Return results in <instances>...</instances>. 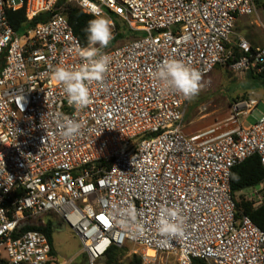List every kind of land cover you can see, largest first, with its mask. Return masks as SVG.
<instances>
[{"label":"built area","instance_id":"1","mask_svg":"<svg viewBox=\"0 0 264 264\" xmlns=\"http://www.w3.org/2000/svg\"><path fill=\"white\" fill-rule=\"evenodd\" d=\"M75 1L112 20V41L117 18L143 35L101 49L108 71L88 82L91 103L76 111L51 73L78 69L86 47L54 12L57 0H0V264H68L46 233L27 229H54L50 216L80 239L87 264H106L111 249L129 246L141 264H264V231L239 214L231 185L232 170L254 156L264 169V116L250 126L240 120L258 101L236 103L224 121L188 134L191 100L152 75L169 59L199 70L202 81L219 65L264 72V47L243 42L241 58L227 48L237 19L257 13L255 0ZM20 10L21 33L10 22ZM43 14L49 19L32 26ZM57 114L85 122L75 139L60 136ZM249 190L264 205V183ZM129 205L143 226L136 235L116 214ZM176 206L185 234L162 237L160 210Z\"/></svg>","mask_w":264,"mask_h":264},{"label":"clouds","instance_id":"2","mask_svg":"<svg viewBox=\"0 0 264 264\" xmlns=\"http://www.w3.org/2000/svg\"><path fill=\"white\" fill-rule=\"evenodd\" d=\"M113 27L111 19L97 12L85 28L89 46L79 52L84 61L82 65L72 70L57 66L51 73V78L62 85L68 105L76 111L91 103L88 82L102 81L108 71L110 58L102 53L101 49L108 47L114 38ZM97 45L99 47H96ZM152 75L162 90L182 95L186 100L193 99L202 89L201 72L176 59L165 60ZM57 126L60 136L66 141H71L80 134L85 122L57 114ZM116 214L120 217L122 226L132 229L134 235L142 232L143 226L136 223L138 211L133 205L119 209ZM185 223L178 206L162 207L157 229L162 237L180 238L185 234Z\"/></svg>","mask_w":264,"mask_h":264},{"label":"rangeland","instance_id":"3","mask_svg":"<svg viewBox=\"0 0 264 264\" xmlns=\"http://www.w3.org/2000/svg\"><path fill=\"white\" fill-rule=\"evenodd\" d=\"M69 1L76 4L75 0ZM255 3L258 10L264 13V0H255ZM133 36H135L133 33L127 32L126 38L118 41V44L120 46L127 44L128 39ZM250 72L236 73L230 64L217 66L209 77L202 81V89L199 94L191 99L184 126L191 128L198 123L212 120L213 122L222 121L229 117L234 104L252 99L257 100L259 105L248 118L240 116L241 123L244 126H250L263 117L264 99H260L255 94L256 92L263 93V90L262 92L258 90L259 80L251 78ZM249 192L251 191H243V193ZM50 218L54 223L53 247L56 254L60 255L68 264H87L80 239L59 219L54 216H50ZM133 250V246L128 247V256L125 257V262L134 256ZM137 251L140 253V250Z\"/></svg>","mask_w":264,"mask_h":264},{"label":"trees","instance_id":"4","mask_svg":"<svg viewBox=\"0 0 264 264\" xmlns=\"http://www.w3.org/2000/svg\"><path fill=\"white\" fill-rule=\"evenodd\" d=\"M54 12L62 13L67 18L68 22L74 30L75 35L78 37L82 45L84 47H88L89 45L85 28L87 27L88 21L95 18V16L85 13L83 9L77 4V2L76 4H74L69 0H57L54 6ZM49 17L50 16L48 14L40 15L35 18V20L31 24L32 26H36L41 22H46ZM25 21L26 18L24 10L10 13V22L16 31L20 33L23 31V23H25ZM117 26L120 32L117 38L108 45L109 47L117 45L118 41L126 38V34L128 31L126 29L123 31L118 24ZM134 35L135 36H133L132 38L141 37L143 34L137 33ZM229 45L227 46V48H230ZM232 49L234 50L237 58H241V56L246 55V53L243 51L241 53L239 48L236 46L232 47ZM250 76L253 79L259 80L258 87L264 89V72L256 73L255 71H251ZM261 183H264V169L258 156H254L246 160L232 170L231 185L234 194V200L237 205L239 214L242 213L249 216L252 221L261 230L264 231V205L257 207L255 201L251 200L245 193H243V191L256 187ZM27 229L40 230L46 233L53 245L54 229L52 223H49L45 227L31 226ZM127 249L128 248H125L123 250H119L116 248L111 249L106 257V264H141L142 262L138 255H134L130 260H127L125 262V257L128 256ZM84 257L85 259H87L85 255ZM197 263L199 262H196V264Z\"/></svg>","mask_w":264,"mask_h":264},{"label":"crops","instance_id":"5","mask_svg":"<svg viewBox=\"0 0 264 264\" xmlns=\"http://www.w3.org/2000/svg\"><path fill=\"white\" fill-rule=\"evenodd\" d=\"M243 42L247 43V45L251 49L264 47V13L262 11L258 10L257 13L253 16H241L237 19L234 35L232 36L229 49L233 50L232 47L238 46L240 52L242 53V51L244 52V50L241 48V44L238 43ZM258 90H261V92L263 90V93L256 92L255 94H257L260 99H264V89L259 87ZM216 122L221 121L218 120ZM216 122H213L212 120L204 123H198L197 125H194L191 128L186 127L185 131L188 134H193L195 132L201 131L205 128L212 126Z\"/></svg>","mask_w":264,"mask_h":264},{"label":"water","instance_id":"6","mask_svg":"<svg viewBox=\"0 0 264 264\" xmlns=\"http://www.w3.org/2000/svg\"><path fill=\"white\" fill-rule=\"evenodd\" d=\"M116 23L121 27V29L124 31L125 30V25L124 23L121 21V19L117 18L116 19Z\"/></svg>","mask_w":264,"mask_h":264}]
</instances>
